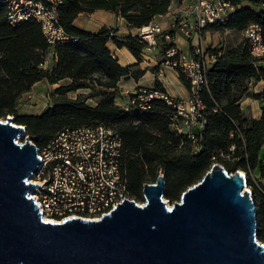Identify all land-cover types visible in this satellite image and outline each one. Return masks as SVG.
Listing matches in <instances>:
<instances>
[{"label": "trees", "instance_id": "16d2710c", "mask_svg": "<svg viewBox=\"0 0 264 264\" xmlns=\"http://www.w3.org/2000/svg\"><path fill=\"white\" fill-rule=\"evenodd\" d=\"M236 10L221 29L245 31L258 23L264 36V0H231ZM248 1L251 5H245ZM172 0H63L60 23L75 39L51 45L40 23L29 18L13 26L7 19V6L0 2V117L15 115L16 122L26 124L30 138L40 147L65 126L105 123L117 129L123 138V162L128 178V191L143 199V186L165 174V196L174 199L197 183L213 163L220 162L230 171L250 172L264 144V91L255 92L252 84L264 80V58L254 57L248 37L235 46L209 48L216 58L208 68L207 84L200 91L205 104L204 128L196 130V138L177 134L171 128L170 116L176 108L166 99L155 97L150 107L138 103H116L121 78L131 73L134 65H122L107 45L113 40L142 52L147 46L134 34L117 35L114 28L90 32L78 27L74 20L81 12L106 9L123 16L135 26L152 23L154 17L168 11ZM163 50L167 44L163 46ZM56 56L48 68L43 63ZM139 70L132 73L139 77ZM190 88L189 79L179 74ZM58 84V93L67 94L82 88L92 91L76 98L56 102L40 114H19L17 105L24 92L38 81ZM166 89L156 82L154 87ZM68 96V95H67ZM136 96L134 93L130 97ZM97 97L96 103L88 99ZM261 100L263 114L256 119L246 115L242 100ZM258 237L264 242V189L255 185Z\"/></svg>", "mask_w": 264, "mask_h": 264}, {"label": "water", "instance_id": "95a60500", "mask_svg": "<svg viewBox=\"0 0 264 264\" xmlns=\"http://www.w3.org/2000/svg\"><path fill=\"white\" fill-rule=\"evenodd\" d=\"M42 164L27 125L0 117V264H264L242 169L213 163L172 205L159 174L144 184L142 204L125 198L100 219L57 222L32 196Z\"/></svg>", "mask_w": 264, "mask_h": 264}, {"label": "built area", "instance_id": "2783aa9c", "mask_svg": "<svg viewBox=\"0 0 264 264\" xmlns=\"http://www.w3.org/2000/svg\"><path fill=\"white\" fill-rule=\"evenodd\" d=\"M1 2L6 4L7 19L13 26L34 18L40 23L51 45L75 39L60 23L63 0ZM235 10L236 5L231 0H189L180 7L173 25L187 39L198 41L192 48V56L181 51L173 41L170 30L159 23L152 22L138 28L134 35L145 41L147 46H157L161 42L167 44L163 50V65L189 79L190 97L183 100L166 91L143 86L133 92L136 96L130 97L127 104L138 103L141 108L147 109L153 98L166 99L176 108L170 116L172 130L195 139L196 130L201 131L205 126V104L200 98V91L207 84L208 68L216 58L209 50L211 47L203 46L202 39L210 29L225 27ZM244 35L249 39L251 54L264 58L261 26L258 23L250 24ZM52 58L56 56L52 55L43 63L45 68L50 66ZM39 155L43 164L32 180L41 186L32 196L47 220L61 222L73 216L100 219L125 198L136 200L128 191L122 135L105 123L65 126L39 147ZM244 172L248 177V173Z\"/></svg>", "mask_w": 264, "mask_h": 264}, {"label": "crops", "instance_id": "0c3cea01", "mask_svg": "<svg viewBox=\"0 0 264 264\" xmlns=\"http://www.w3.org/2000/svg\"><path fill=\"white\" fill-rule=\"evenodd\" d=\"M187 1L189 0H172L168 11L163 14L156 15L152 22L159 23L164 29L170 30L173 36V41L177 44L178 48L181 51L188 53V56H192V48L198 41L196 39H187L173 25L176 13L180 9V7ZM74 23L78 27L90 32H97L102 28H114L116 30L115 33L120 36L127 34H135L138 31V27L129 24L123 16L116 12L106 9H96L92 12H81L75 18ZM220 30L221 29H210L204 34L202 44L205 48L211 47L210 38L207 34L210 31L218 32ZM227 30L229 32L237 31L233 29ZM187 40L191 44V51L186 48L188 43ZM162 43L163 42L153 47L146 46L142 52L138 53L126 46H117L113 40H109L107 42V45L110 48L112 54L118 59V61L122 65H134L131 68V73L127 76H124L119 81L118 91L116 94V103H118L119 105H126L130 99L131 94L135 90L143 86L154 87L157 81H159L160 84L166 89V92L172 95L173 97L183 100H187L190 97V89L182 81L179 73L175 69L163 65L164 47ZM237 43L224 47H232L235 46ZM50 61L52 63H55V59L53 58ZM139 70H143L144 73L138 78L132 75V73H135ZM262 82H264V80L253 83L252 89H254L255 92H263L264 85H262ZM79 90H82L80 94H88L92 91L91 88H82ZM241 105L243 109L247 108V111H250V114L253 118H261L263 114V109L261 106L260 99L246 97L242 100ZM250 106H252L253 109H251Z\"/></svg>", "mask_w": 264, "mask_h": 264}, {"label": "rangeland", "instance_id": "374dc122", "mask_svg": "<svg viewBox=\"0 0 264 264\" xmlns=\"http://www.w3.org/2000/svg\"><path fill=\"white\" fill-rule=\"evenodd\" d=\"M245 5H251L248 1L244 2ZM210 38V45L211 49L216 47H223L229 46L231 44L237 43L244 38L243 31H231L229 32L227 29H221L218 32L210 31L208 34ZM188 41V40H187ZM164 46L165 44L162 43ZM190 42L188 41L186 48L191 51ZM214 46V47H212ZM186 49V50H187ZM185 54H188L184 52ZM53 63L50 61L49 65L51 66ZM68 80H64L59 84H50L47 80H42L36 82L32 87L31 90L24 92L21 97L19 98L17 110L19 114H40L44 112L48 107L53 106L56 104L57 101L66 99V98H76L78 95H85L80 94L82 90L70 91L67 94L65 93H58L54 90L55 87H58L62 84H66ZM264 82H262V85ZM68 95V96H67ZM97 97H92L88 99V102L91 104H95ZM255 102V101H254ZM251 109L252 106H250ZM245 108L244 112L246 115L251 116L250 111ZM13 115V114H12ZM15 116V115H14ZM4 119L5 117H1ZM21 141H24V137L19 138ZM252 171L247 172V186L252 189L254 195V187L255 185L264 189V144L262 145L259 156L257 159L256 164L251 168ZM255 197V196H254ZM169 205H172L175 201L181 199V195L174 199H170L166 197ZM145 200L144 196L142 200H137L140 203H143Z\"/></svg>", "mask_w": 264, "mask_h": 264}]
</instances>
